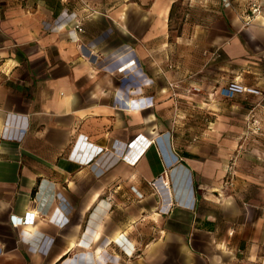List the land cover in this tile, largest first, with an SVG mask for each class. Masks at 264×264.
<instances>
[{
	"label": "crops",
	"instance_id": "crops-1",
	"mask_svg": "<svg viewBox=\"0 0 264 264\" xmlns=\"http://www.w3.org/2000/svg\"><path fill=\"white\" fill-rule=\"evenodd\" d=\"M177 1L0 0V264H264V169L224 183L235 140L172 129Z\"/></svg>",
	"mask_w": 264,
	"mask_h": 264
},
{
	"label": "rangeland",
	"instance_id": "rangeland-1",
	"mask_svg": "<svg viewBox=\"0 0 264 264\" xmlns=\"http://www.w3.org/2000/svg\"><path fill=\"white\" fill-rule=\"evenodd\" d=\"M263 12L260 0H178L165 45L155 52L167 98H174L175 134L232 137L234 180L242 170L264 169V58L250 46L249 54L231 60L223 46L233 33L252 29Z\"/></svg>",
	"mask_w": 264,
	"mask_h": 264
},
{
	"label": "built area",
	"instance_id": "built-area-1",
	"mask_svg": "<svg viewBox=\"0 0 264 264\" xmlns=\"http://www.w3.org/2000/svg\"><path fill=\"white\" fill-rule=\"evenodd\" d=\"M228 175H229L230 182L228 181L227 183H232L233 180H234V177H235V171L233 170L232 166H230V168H229ZM164 210L168 212L169 211V207L165 208ZM15 222H16V224H22V223L26 222V220L23 219V218H20V219H17V221H15Z\"/></svg>",
	"mask_w": 264,
	"mask_h": 264
}]
</instances>
